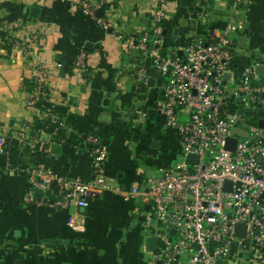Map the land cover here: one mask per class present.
<instances>
[{
  "label": "crops",
  "instance_id": "obj_1",
  "mask_svg": "<svg viewBox=\"0 0 264 264\" xmlns=\"http://www.w3.org/2000/svg\"><path fill=\"white\" fill-rule=\"evenodd\" d=\"M160 3L166 54L192 38L217 39L234 5L243 29L233 37H246L244 48L235 40L238 60L264 51V0H209L199 8L192 0H103L94 16L66 0H0V264H144L146 204L125 193L144 184L140 163L156 174L171 165L154 147L174 148L178 136L157 110L168 75L128 42L151 27ZM33 6L37 16L29 13ZM16 38L26 40L29 56L9 45ZM81 51L84 69L75 66ZM38 66L46 69L47 95L28 105L32 93L23 81H34ZM88 134L107 150L110 187L89 195L86 207H60L55 178L39 187L48 195L33 191L28 200L37 170L94 178Z\"/></svg>",
  "mask_w": 264,
  "mask_h": 264
},
{
  "label": "built area",
  "instance_id": "obj_2",
  "mask_svg": "<svg viewBox=\"0 0 264 264\" xmlns=\"http://www.w3.org/2000/svg\"><path fill=\"white\" fill-rule=\"evenodd\" d=\"M66 1L91 16L103 4V0ZM208 2L192 0L195 8ZM165 11L166 5L160 3L151 27L128 42L169 77L157 110L164 124L177 133L182 157L147 177L142 186L133 183L125 193L127 199L137 198L149 206L143 211V226L148 235L158 238L157 249L146 250L144 264H264V124H260L264 122V51L259 59L246 51L245 60H238L233 35L242 31L243 24L236 22L234 5L217 39L192 38L166 54ZM9 45L25 56L31 52L24 39H12ZM84 56V51L78 53L76 67L85 68ZM257 66H262L261 73ZM45 73L44 67H37L28 105L47 95ZM137 77L145 82V71L138 70ZM132 112L145 116L137 106ZM230 138L235 139L232 149L226 148ZM86 139L92 145L94 178L85 182L37 170L28 200L35 188L48 187L55 178L59 186L55 205L60 207H86L89 195L110 187L103 171L107 150L96 136L88 134ZM189 154L193 158L186 162ZM237 224L244 225L243 235L236 232Z\"/></svg>",
  "mask_w": 264,
  "mask_h": 264
},
{
  "label": "water",
  "instance_id": "obj_3",
  "mask_svg": "<svg viewBox=\"0 0 264 264\" xmlns=\"http://www.w3.org/2000/svg\"><path fill=\"white\" fill-rule=\"evenodd\" d=\"M38 12H39V8L36 7V6L31 7L30 8V11H29L30 15H32V16H37L38 15ZM97 14H101V9H98ZM163 33H165V31H163ZM235 40H236V44L239 47H241V48H244L245 47L246 37L244 35H238L235 38ZM256 71L259 72V73H261L262 72V66H257L256 67ZM226 76L228 77V74ZM154 83H155L154 78H151L150 77L149 80H148V85L149 86H154ZM260 124L263 125L264 122L261 121ZM232 131L235 132L236 134H240V135H244V136L246 135V132L243 131L242 129H239V128H233ZM234 142H235V139L230 138L228 140V143L226 144V148L232 149ZM192 158H193V156L189 154V155L186 156L185 161L186 162H190L192 160ZM34 193H35L36 196L40 197L43 194L48 195L50 192L48 190L44 191L42 188L37 187V188L34 189ZM148 208H149L148 205H146L144 207L145 210H148ZM170 232L173 233L174 230L171 229ZM236 232L239 235H243V233H244V225L243 224H237L236 225ZM143 242H144V246H145V249L146 250H155V249H157V246H158V238L156 236H154V235H147L144 238Z\"/></svg>",
  "mask_w": 264,
  "mask_h": 264
},
{
  "label": "rangeland",
  "instance_id": "obj_4",
  "mask_svg": "<svg viewBox=\"0 0 264 264\" xmlns=\"http://www.w3.org/2000/svg\"><path fill=\"white\" fill-rule=\"evenodd\" d=\"M167 146L168 145L164 143V144H162L160 146L154 147V149L161 156L160 160H168L170 164H174V163L180 161L182 159V157L180 155L179 138H178L177 146H176V143H175V147L173 148V146H174V143H173L172 146H169L168 149H166ZM170 150H171V152H170ZM140 165H141V167L143 168V170L145 172L146 178L147 177H152V176H154L157 173V171H155L153 167L146 166L145 164H142V163H140ZM145 232L146 231H144L142 233L144 234Z\"/></svg>",
  "mask_w": 264,
  "mask_h": 264
},
{
  "label": "trees",
  "instance_id": "obj_5",
  "mask_svg": "<svg viewBox=\"0 0 264 264\" xmlns=\"http://www.w3.org/2000/svg\"><path fill=\"white\" fill-rule=\"evenodd\" d=\"M66 2H68V1H66ZM230 2H231V0H230ZM69 3V2H68ZM162 32L164 31V29H165V27H164V25L162 24ZM149 34H151V31L149 30ZM253 58H255V59H259V54H255L254 56H253ZM23 88H25L26 90H28L29 92H32L33 91V88H34V81L33 80H24L23 81Z\"/></svg>",
  "mask_w": 264,
  "mask_h": 264
}]
</instances>
